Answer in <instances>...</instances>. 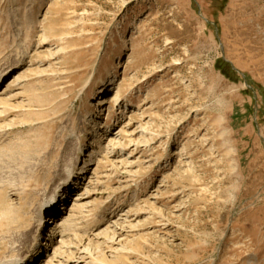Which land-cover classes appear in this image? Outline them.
Here are the masks:
<instances>
[{"label": "rangeland", "instance_id": "rangeland-1", "mask_svg": "<svg viewBox=\"0 0 264 264\" xmlns=\"http://www.w3.org/2000/svg\"><path fill=\"white\" fill-rule=\"evenodd\" d=\"M15 73L0 261L264 264V0H0V89ZM69 164L72 230L31 252Z\"/></svg>", "mask_w": 264, "mask_h": 264}, {"label": "bare ground", "instance_id": "bare-ground-1", "mask_svg": "<svg viewBox=\"0 0 264 264\" xmlns=\"http://www.w3.org/2000/svg\"><path fill=\"white\" fill-rule=\"evenodd\" d=\"M17 78H19L18 73H15L13 76L8 78V83L6 84V88L4 90L3 88L0 89V96L4 95V92L6 90L7 91L9 90L8 89L9 86L13 84L17 80ZM103 98L99 102L100 107L101 105L108 103V100L105 101L103 100ZM95 149L96 151L99 150V148H95ZM80 150L81 148L78 149V151ZM93 152H94V148L90 150V156H92ZM98 152L99 151L94 153H98ZM74 165L75 164H69L64 166L63 169H61V173L60 175H58L60 182L59 185L53 189L51 195L47 198L43 206L42 207L39 206L34 211V226L32 227V241L30 246V249H32L31 252L34 253L39 252V247L43 245L44 247L52 246L54 252H57L55 250H57L58 244L60 243L61 245H63L65 242L63 238L66 236V234L69 233V231L72 230L71 224H73L74 222L73 219L74 216L72 214L79 207L78 204L79 202L73 203V201H75L73 198H72L73 200L68 201L67 195H69L73 191L76 185H79L78 181L81 180V175H83L84 173L82 171L83 169L77 170L74 168L75 167ZM78 193L79 192L77 191V193L74 195L77 196ZM75 199H78V201H80L81 197ZM60 202L64 203L62 204L65 205L64 208L57 207L58 203ZM63 210L64 213H61V211L63 212ZM44 217L49 218L48 221H46V224L50 223L48 226H51L49 227L50 231L48 230L51 234L47 238L45 237L46 236L45 234L43 235V228H45V222L43 223V220L45 219ZM56 238L57 239L59 238L57 240V243L55 241ZM54 254H58V253H54ZM32 255L33 256H29V253L25 254L19 252L7 257L3 261H0V264H38L37 263L38 261L36 260L37 259L36 254H32ZM47 257L48 255L46 256V258ZM54 259H55V255L52 257V259L48 258L47 262L43 264H53Z\"/></svg>", "mask_w": 264, "mask_h": 264}, {"label": "trees", "instance_id": "trees-1", "mask_svg": "<svg viewBox=\"0 0 264 264\" xmlns=\"http://www.w3.org/2000/svg\"><path fill=\"white\" fill-rule=\"evenodd\" d=\"M216 69L218 71L221 72L222 75H224L226 78L230 79L231 77H237L236 75V71L232 68V66L227 63L225 60L223 59H219L217 62H216V65H215ZM253 90L255 91V94L253 95V99L254 101L256 102V95L258 96V94H261V91L258 90V88H256L253 84H249ZM251 91V90H250ZM250 91H248L249 93H251ZM257 92V94H256Z\"/></svg>", "mask_w": 264, "mask_h": 264}]
</instances>
